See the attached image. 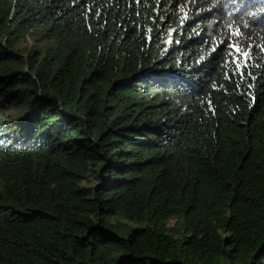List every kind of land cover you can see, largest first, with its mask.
<instances>
[{
	"label": "trees",
	"instance_id": "obj_1",
	"mask_svg": "<svg viewBox=\"0 0 264 264\" xmlns=\"http://www.w3.org/2000/svg\"><path fill=\"white\" fill-rule=\"evenodd\" d=\"M0 264H264V0H0Z\"/></svg>",
	"mask_w": 264,
	"mask_h": 264
},
{
	"label": "snow or ice",
	"instance_id": "obj_2",
	"mask_svg": "<svg viewBox=\"0 0 264 264\" xmlns=\"http://www.w3.org/2000/svg\"><path fill=\"white\" fill-rule=\"evenodd\" d=\"M235 52L238 56L244 57V62L246 63L247 59L250 57V53L248 51L241 52L239 48H235Z\"/></svg>",
	"mask_w": 264,
	"mask_h": 264
},
{
	"label": "rangeland",
	"instance_id": "obj_3",
	"mask_svg": "<svg viewBox=\"0 0 264 264\" xmlns=\"http://www.w3.org/2000/svg\"><path fill=\"white\" fill-rule=\"evenodd\" d=\"M30 42L32 43V40H30ZM14 112V110H10V112L9 113H13Z\"/></svg>",
	"mask_w": 264,
	"mask_h": 264
}]
</instances>
